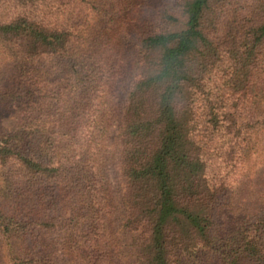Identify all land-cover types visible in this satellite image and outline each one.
I'll return each mask as SVG.
<instances>
[{
  "label": "trees",
  "instance_id": "trees-1",
  "mask_svg": "<svg viewBox=\"0 0 264 264\" xmlns=\"http://www.w3.org/2000/svg\"><path fill=\"white\" fill-rule=\"evenodd\" d=\"M112 2L0 20V264H264V193L228 180L264 134V0H168L133 57Z\"/></svg>",
  "mask_w": 264,
  "mask_h": 264
},
{
  "label": "rangeland",
  "instance_id": "rangeland-1",
  "mask_svg": "<svg viewBox=\"0 0 264 264\" xmlns=\"http://www.w3.org/2000/svg\"><path fill=\"white\" fill-rule=\"evenodd\" d=\"M142 1V6L137 7V9H134L133 11L124 10V0H116V2H112L106 8L109 16L104 17L105 21L110 22V26H114V28H112L113 30L111 32H107L105 37H108L109 34L111 35L114 32L116 33L114 38L122 43V46L120 47L119 45V49H117L118 54L120 53V55L126 57H133V55H135V45L141 35L152 31V23H154V26L157 23V20L151 23L157 13V6H159V4H164L168 0ZM15 4V0H0V20L2 18L8 19V14L12 15L11 13H14L17 10L15 9ZM70 5L73 7L76 6L78 15L82 11L83 13L90 14L88 19L86 17V21L83 23H93L94 14L85 11L87 8L86 4L81 5L80 1H78L73 3V5ZM83 16L84 15H82L80 18L82 21L85 20ZM101 51L102 53L104 52L103 49H101ZM8 112L9 111L7 110L2 112L4 122L5 120L7 121ZM256 139V141L259 142V149L256 155L249 159L247 166H244L241 173L242 175H240L238 178H236V176H230L228 179L229 181L237 180L235 182V187L239 193V207L241 209L248 207L249 209L251 208L252 211L260 206L261 197L264 193V134H261V136L258 137L256 136ZM221 163V160H218V162H213V164H211L210 171H217L216 169L219 168ZM222 172H224V170Z\"/></svg>",
  "mask_w": 264,
  "mask_h": 264
}]
</instances>
